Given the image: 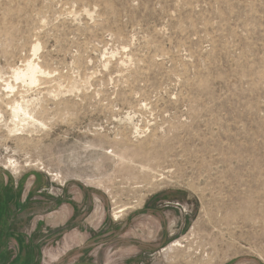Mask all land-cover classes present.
<instances>
[{
	"label": "rangeland",
	"instance_id": "1",
	"mask_svg": "<svg viewBox=\"0 0 264 264\" xmlns=\"http://www.w3.org/2000/svg\"><path fill=\"white\" fill-rule=\"evenodd\" d=\"M0 88V264H264V0H0Z\"/></svg>",
	"mask_w": 264,
	"mask_h": 264
},
{
	"label": "bare ground",
	"instance_id": "2",
	"mask_svg": "<svg viewBox=\"0 0 264 264\" xmlns=\"http://www.w3.org/2000/svg\"><path fill=\"white\" fill-rule=\"evenodd\" d=\"M36 48L34 49V52L36 53L39 49L37 48V47H39V46H35ZM34 53V54H35ZM31 62V61H30ZM28 63V65L26 66V68H24V70H19V71H16L13 75V77H14V79H15V81H19V82H21V83H23V84H27V86H31L32 87V85H35L36 84V82H38V80H37V75H38V73H39V75H40V72L42 71V70H40L39 69V67L38 66H36V65H34L32 62L31 63ZM42 73V72H41ZM5 85V90L7 91H9L10 93H12L13 94V92H15V87L13 86V85H11L9 82L7 83V84H4ZM1 89V88H0ZM3 89V90H4ZM30 90H31V88H30ZM9 93V94H10ZM11 95V94H10ZM11 97V96H10ZM6 98H7V96H6ZM3 99V98H2ZM1 99V100H2ZM9 99V98H8ZM4 102V101H3ZM5 104H7L6 102H4ZM13 103V102H12ZM4 104V105H5ZM11 104V103H10ZM7 107H8V109H10V111H12V114H13V118L15 119V120H17V121H20V122H24V121H26V118H27V116H29L30 114L29 113H27L28 111L27 110H25V109H23L22 108V106H20V105H18V103H15L14 105L12 104V105H10V106H8V105H6ZM7 109V110H8ZM33 120V119H32ZM246 174V173H245ZM236 178H239V177H236ZM251 182V181H250ZM253 182H254V180H253ZM246 186V185H245ZM249 186V185H248ZM247 186V187H248ZM256 196V195H255ZM257 197V196H256ZM249 199V198H248ZM248 201V200H247ZM252 205V204H251ZM252 207V206H251ZM123 210V209H122ZM118 212V211H117ZM121 212V211H120ZM119 213V212H118ZM122 213V212H121ZM116 215V214H115ZM233 222V221H232ZM245 225H248V226H250V228H252L253 227V225L251 224V223H249L246 219H245ZM240 227V226H239ZM241 228V227H240ZM253 228H255V227H253ZM248 230V229H247ZM243 232V231H242ZM246 232V231H245ZM257 232V231H256ZM261 236V235H260ZM257 237V236H256ZM258 238V240H259V237H257ZM256 238V239H257ZM179 244V243H178ZM174 245H177V244H174ZM178 246V245H177ZM229 253V252H228Z\"/></svg>",
	"mask_w": 264,
	"mask_h": 264
}]
</instances>
